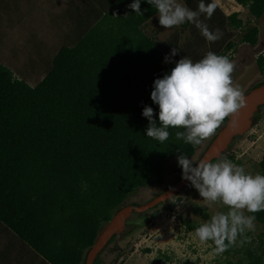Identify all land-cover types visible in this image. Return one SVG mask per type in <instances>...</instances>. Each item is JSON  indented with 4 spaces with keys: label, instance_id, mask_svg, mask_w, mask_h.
I'll use <instances>...</instances> for the list:
<instances>
[{
    "label": "trees",
    "instance_id": "trees-1",
    "mask_svg": "<svg viewBox=\"0 0 264 264\" xmlns=\"http://www.w3.org/2000/svg\"><path fill=\"white\" fill-rule=\"evenodd\" d=\"M233 1L253 20L264 14V0ZM132 2L88 0L84 8L67 11L64 16L73 20V27L32 86L0 64V225L33 252L38 264H84L87 250L112 215L120 207L144 203L128 204L127 199L139 189L162 186L169 161L180 154L193 156L204 142L194 147L177 140L182 128L170 127L164 143L145 135L143 107H152L158 120L152 84L175 66L164 57L171 53L169 41L178 49L179 37L172 36L160 48L145 32L156 10L141 0L139 15L128 7ZM199 2L183 0L192 10ZM214 14L217 24L203 15L200 20L211 31L219 29L222 40L208 42L206 48L200 30L185 23L181 26L189 36L171 59L186 56L197 62L212 51L231 60L238 45L257 44L256 26L247 28L237 43L226 40V29L241 33L251 24L237 12L225 16L216 6ZM255 62L264 75V53ZM262 83L264 78L252 88ZM258 172L264 175V154ZM254 215L257 237L246 232L247 241L218 254L216 264H264V211ZM203 216L208 218L205 212ZM182 224L194 232L200 225ZM106 248L93 264L101 263Z\"/></svg>",
    "mask_w": 264,
    "mask_h": 264
},
{
    "label": "rangeland",
    "instance_id": "rangeland-1",
    "mask_svg": "<svg viewBox=\"0 0 264 264\" xmlns=\"http://www.w3.org/2000/svg\"><path fill=\"white\" fill-rule=\"evenodd\" d=\"M85 1L88 0H0V64L12 70L17 78L29 86L38 83L44 74V63L55 54L73 27V20L64 16L65 13L73 11L74 6L84 8ZM212 1L225 16L237 12L239 19L251 23L241 33L226 29V40L237 43L247 28H258L257 44L254 47L247 44L238 45L231 58L235 65L232 73L233 84L238 85L245 95L264 78L255 62L256 58L264 53V14L260 19L253 20L249 13L237 6L233 0ZM180 2L184 4L183 0ZM211 18L213 24L219 23V18L214 13ZM145 32L160 44V48L172 36L177 35L179 49L189 36L188 30L181 25L165 29L159 24L157 15L147 22ZM221 40L222 37L217 41ZM172 43L174 41L168 42L171 50L174 48ZM204 44L207 48L206 39ZM207 141L208 139L195 150L191 156L194 160L200 157ZM263 154L264 109L260 111V119L256 125L236 139L222 157L234 158L235 164L243 166L246 172L255 175L259 173L258 164ZM181 176L182 169L178 166L177 158L171 159L164 169L162 186L139 189L125 203L147 202ZM227 210L226 206L218 203L208 206L198 191L190 185L168 205L146 215L147 219L142 221L140 216H132L123 234L105 249L100 264H216L218 257L208 248L210 245L201 243L195 232L186 229L182 221L201 224L217 212ZM203 212L208 218H204ZM245 215L249 214L245 211ZM248 232L252 238L257 237L260 233L259 225L255 224V230ZM38 262L40 260L22 241L10 231L2 230L0 225V264Z\"/></svg>",
    "mask_w": 264,
    "mask_h": 264
},
{
    "label": "clouds",
    "instance_id": "clouds-1",
    "mask_svg": "<svg viewBox=\"0 0 264 264\" xmlns=\"http://www.w3.org/2000/svg\"><path fill=\"white\" fill-rule=\"evenodd\" d=\"M145 2L156 10L159 24L165 29L191 23L207 42H215L222 36L219 29L211 31L200 20L201 15L205 19L212 17L216 10L214 2L200 0L196 10L180 0ZM140 5L141 0H133L128 7L143 15ZM177 52L178 49L173 48L164 57L165 63L174 62L175 66L153 81L150 98L158 106V120L154 119L152 107H143L142 116L148 120L145 135L164 143L169 138L170 127L182 128L184 131L176 132V139L195 147L212 137L227 117L244 107V95L241 88L233 84L235 65L227 56L209 51L197 62L186 56L173 61L171 58ZM177 162L182 169V179L190 182L208 206L218 203L228 209L217 212L195 228L198 240L211 241L216 254L224 253L237 243L244 244L248 239L246 232L255 230L254 213L264 211V175L248 173L227 157L217 158L215 162L197 161L180 154ZM245 211L253 215H245Z\"/></svg>",
    "mask_w": 264,
    "mask_h": 264
},
{
    "label": "water",
    "instance_id": "water-1",
    "mask_svg": "<svg viewBox=\"0 0 264 264\" xmlns=\"http://www.w3.org/2000/svg\"><path fill=\"white\" fill-rule=\"evenodd\" d=\"M263 16V15H262ZM264 106V83L251 88L244 95V107L237 113L227 117L226 121L218 128L213 139L202 152L200 159L217 160L224 155L236 138L242 137L251 130L260 119V108ZM197 160V161H198ZM190 182L182 177L166 188L153 199L139 206L120 207L98 231L94 243L87 250L84 264H93L97 256L106 248L113 237L123 234L127 221L132 216H142L157 206H163L173 200L182 191L190 186Z\"/></svg>",
    "mask_w": 264,
    "mask_h": 264
},
{
    "label": "flooded vegetation",
    "instance_id": "flooded-vegetation-1",
    "mask_svg": "<svg viewBox=\"0 0 264 264\" xmlns=\"http://www.w3.org/2000/svg\"><path fill=\"white\" fill-rule=\"evenodd\" d=\"M163 206H164V205H163ZM163 206H161V207H163ZM154 209H155V208H154ZM148 214H149V213L147 212L145 215H142V216L140 215V217H141L140 220H144L145 218L147 219L148 216H146V215H148ZM130 220H131V218L127 221L128 224H130ZM128 224H127V225H128ZM127 225H126V226H127ZM126 228H127V227H126ZM126 228H125V229H126ZM124 231H125V230H124ZM121 235H122V234H121Z\"/></svg>",
    "mask_w": 264,
    "mask_h": 264
},
{
    "label": "built area",
    "instance_id": "built-area-1",
    "mask_svg": "<svg viewBox=\"0 0 264 264\" xmlns=\"http://www.w3.org/2000/svg\"><path fill=\"white\" fill-rule=\"evenodd\" d=\"M210 245V244H209ZM210 250H212L213 251V248H212V246L210 245L209 247H208ZM213 253L215 254V256H217L218 257V254H216L214 251H213Z\"/></svg>",
    "mask_w": 264,
    "mask_h": 264
}]
</instances>
